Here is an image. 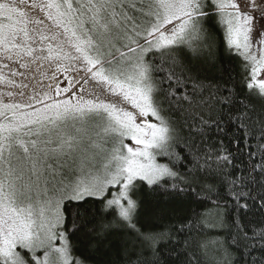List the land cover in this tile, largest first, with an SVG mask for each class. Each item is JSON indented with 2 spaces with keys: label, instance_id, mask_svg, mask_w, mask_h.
<instances>
[{
  "label": "snow or ice",
  "instance_id": "snow-or-ice-1",
  "mask_svg": "<svg viewBox=\"0 0 264 264\" xmlns=\"http://www.w3.org/2000/svg\"><path fill=\"white\" fill-rule=\"evenodd\" d=\"M0 264H264V0H0Z\"/></svg>",
  "mask_w": 264,
  "mask_h": 264
}]
</instances>
